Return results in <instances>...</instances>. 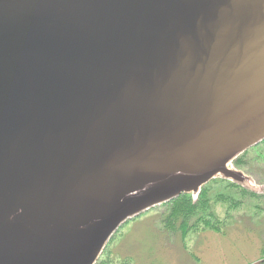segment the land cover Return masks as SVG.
<instances>
[{"label":"water","instance_id":"obj_1","mask_svg":"<svg viewBox=\"0 0 264 264\" xmlns=\"http://www.w3.org/2000/svg\"><path fill=\"white\" fill-rule=\"evenodd\" d=\"M264 141V0H0V264H97L128 221ZM263 193H260V195Z\"/></svg>","mask_w":264,"mask_h":264},{"label":"rangeland","instance_id":"obj_2","mask_svg":"<svg viewBox=\"0 0 264 264\" xmlns=\"http://www.w3.org/2000/svg\"><path fill=\"white\" fill-rule=\"evenodd\" d=\"M242 155L246 164L233 168L251 177L260 187L256 195L264 196V141ZM242 200L230 210L216 202L217 228L200 221L185 238L164 229L166 210L154 208L123 225L97 264H264V199Z\"/></svg>","mask_w":264,"mask_h":264},{"label":"trees","instance_id":"obj_3","mask_svg":"<svg viewBox=\"0 0 264 264\" xmlns=\"http://www.w3.org/2000/svg\"><path fill=\"white\" fill-rule=\"evenodd\" d=\"M245 164L243 155L234 162V165L239 167ZM242 199L246 201L261 200L264 199V196L241 189L226 180L216 179L201 189L195 202L192 199V194H186L156 208L166 210V214L162 217L164 229L179 233L182 238H185L187 233L199 225L200 221L217 228L216 211L213 209L216 202L224 203L230 210L242 206L244 202ZM253 207L260 208L258 203H255ZM226 214L229 216L228 213Z\"/></svg>","mask_w":264,"mask_h":264}]
</instances>
